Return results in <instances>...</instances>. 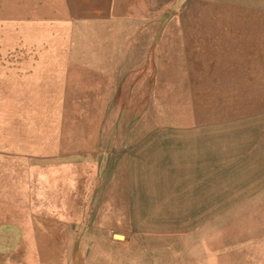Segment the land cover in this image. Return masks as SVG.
I'll return each mask as SVG.
<instances>
[{
    "label": "rangeland",
    "instance_id": "1",
    "mask_svg": "<svg viewBox=\"0 0 264 264\" xmlns=\"http://www.w3.org/2000/svg\"><path fill=\"white\" fill-rule=\"evenodd\" d=\"M0 264H264V0H0Z\"/></svg>",
    "mask_w": 264,
    "mask_h": 264
},
{
    "label": "crops",
    "instance_id": "2",
    "mask_svg": "<svg viewBox=\"0 0 264 264\" xmlns=\"http://www.w3.org/2000/svg\"><path fill=\"white\" fill-rule=\"evenodd\" d=\"M234 125H235V124H234ZM227 128H234V126H233V125H231V126H229V127L227 126ZM215 157H216V156H215ZM216 158H222V159L224 160L223 157H216ZM211 159H215V158L210 157V160H211Z\"/></svg>",
    "mask_w": 264,
    "mask_h": 264
},
{
    "label": "bare ground",
    "instance_id": "3",
    "mask_svg": "<svg viewBox=\"0 0 264 264\" xmlns=\"http://www.w3.org/2000/svg\"><path fill=\"white\" fill-rule=\"evenodd\" d=\"M91 8V7H90Z\"/></svg>",
    "mask_w": 264,
    "mask_h": 264
}]
</instances>
